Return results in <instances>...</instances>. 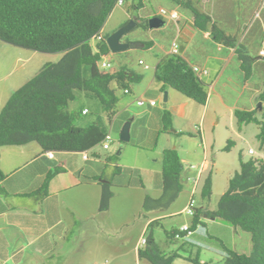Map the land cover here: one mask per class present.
Masks as SVG:
<instances>
[{"label": "crops", "instance_id": "1", "mask_svg": "<svg viewBox=\"0 0 264 264\" xmlns=\"http://www.w3.org/2000/svg\"><path fill=\"white\" fill-rule=\"evenodd\" d=\"M176 3L168 12H177L178 21L173 22L158 13L153 15L168 20L176 30H162L158 34L161 43L149 40L138 48L142 49L143 59H149V63L142 58L137 62L143 69L137 73L142 76L138 84L146 85L145 89L136 90L138 94H135L130 85L129 92L122 93L132 98L122 109L123 115L131 118L129 140L134 143L130 154L148 162L142 167L136 166V171L145 175L144 183L133 180L121 187L117 192L122 200L120 204L113 203V191L109 208L102 212L99 211L102 184L109 182L100 180V177L115 166L105 156L112 149L111 145L108 150L98 146L87 152L43 151L35 142L0 147V170L4 175L0 181V264H150L138 257L147 226L153 220L167 223V220L183 214L189 199L188 195L180 209L170 210V207L166 213L160 209L140 213L143 212L144 199L152 190L155 195L163 194L162 161L155 164L158 160L152 162L151 158L156 155L163 160L166 150L177 148L186 156L188 151L178 141L183 142L190 134L192 124L199 126L197 130L202 139V130L208 134L209 126H218L217 118L223 115L222 112L228 113L231 126L237 123L236 110L255 111V104L261 102L264 84V75L255 76L261 69L259 66H264V53L261 54L264 52V0H176ZM193 11L208 18L206 22L200 21L203 29L196 27ZM216 31L224 33L226 43L214 36ZM174 41L178 44V56L189 67L200 69L197 76L208 95L204 105L192 104L194 101L173 89L163 91L161 83L154 78L155 66L162 57L171 55ZM27 55L15 50L12 61L0 60V71L3 68L0 83L6 81V84H0V110L12 93L22 86L19 84L27 82L22 83L29 73L25 69L27 60L21 61V57ZM247 66L249 72L243 69ZM147 71L150 73L146 74ZM11 76L13 79L9 80ZM165 91L167 98L164 102ZM230 91L235 93L233 102L228 101ZM246 94L249 104L239 105ZM148 95L144 103L146 109L130 111L138 99L144 100ZM151 100L155 102L154 106L149 105ZM161 103L164 109L157 107ZM256 109L262 110L259 106ZM165 114L172 126L170 134L163 131L164 124L167 125L164 123V119L167 120ZM104 121L108 123L106 119ZM161 131L164 140L160 151L156 153L154 149V155L150 156L143 153V148L157 146ZM106 133L110 132L106 130ZM118 150L119 154L123 153V148ZM48 152L53 153L52 158L47 156ZM202 163H207L204 175L211 173L212 162L205 155L200 165ZM183 188L188 191L187 186ZM204 219L215 221L203 216L202 221ZM135 225L140 226V234L131 246L130 227ZM178 227L171 229L177 230ZM187 239H170L181 242L172 252L185 251L188 245L184 240ZM198 254L200 256V252ZM191 257L189 254L187 260ZM199 259L200 263L206 262L201 257Z\"/></svg>", "mask_w": 264, "mask_h": 264}, {"label": "trees", "instance_id": "2", "mask_svg": "<svg viewBox=\"0 0 264 264\" xmlns=\"http://www.w3.org/2000/svg\"><path fill=\"white\" fill-rule=\"evenodd\" d=\"M117 0H0V41L38 53H65L56 63H47L38 73L14 91L0 110V147L37 143L43 151L87 152L98 147L106 134V123L116 115L119 98L117 92H129L132 82L141 75L131 71L99 68L102 58L109 54L106 38L91 46L89 42L101 33L105 22L116 6ZM135 7H141L138 0ZM195 25L203 29L200 21H207L203 14L193 11ZM145 26L148 27L147 22ZM213 28L212 30H214ZM226 43L223 32H213ZM147 45V44H146ZM249 72V67H243ZM131 75V76H129ZM154 78L161 89H173L186 98L204 105L207 92L192 68L178 55L162 57L155 66ZM75 92L95 99L101 108L98 116L86 126L78 125L84 108L61 113V108L75 101ZM260 101L264 102L263 91ZM237 124L261 122L255 111H235ZM105 116L103 118L102 116ZM165 118L168 116L165 114ZM166 120V119H164ZM170 126V123H167ZM264 125L261 138H264ZM228 149V147H226ZM162 160L163 197L175 200L183 190L180 175L184 169L177 152L167 150ZM4 178L0 170V181ZM99 211L109 208L112 191L108 183L102 184ZM38 194V193H37ZM211 194V173L207 175L200 191L201 201ZM161 199L146 197L142 209L145 212L161 208ZM223 222L234 229L250 234L251 252L238 254L223 247L221 264H264V158L241 161L239 171L229 180L214 210L198 207L191 220L190 229L202 223V217ZM159 220L147 226L151 231ZM177 230L167 232L174 239ZM152 232V231H151ZM139 249V259L150 264H173L177 255L165 256L152 235L145 238ZM199 251L189 259L200 263Z\"/></svg>", "mask_w": 264, "mask_h": 264}, {"label": "rangeland", "instance_id": "3", "mask_svg": "<svg viewBox=\"0 0 264 264\" xmlns=\"http://www.w3.org/2000/svg\"><path fill=\"white\" fill-rule=\"evenodd\" d=\"M138 0H129L124 5L113 9L112 13L108 17L105 22L103 29L101 31V35L104 38L109 37L111 34L128 24L131 19H136V26L126 33L122 38L121 42L123 43H148L151 40L153 43L158 41V34L162 30H169L173 32L176 30V26L173 25L168 20H164V26L157 29H150L145 26V23L148 22L149 19L153 17L154 14H159L160 9H164L166 11H170L172 7L177 5L176 0H141V7L136 8ZM159 43L162 40L158 41ZM91 46L95 45V40H91L89 42ZM21 50L24 54H28L27 56H22L21 61H26L27 64L25 69L31 73H27L26 81L33 78L41 67L47 63H56L61 60L65 53H54V54H46V53H37L29 50H24L19 47H14L12 45L3 43L0 41V60H13V51ZM142 49H128L122 52L111 53L105 57L106 61L111 64V70H121V71H133L135 74L140 73L142 71V67L138 65V60L141 56ZM30 54L33 56L29 57ZM146 63H149V59L145 58ZM261 69H258L255 73V76L262 77L264 75V66L260 65ZM106 71H109L107 69ZM3 72V68L0 71V77H2L1 73ZM149 74L150 72H145ZM13 76L9 77V80H12ZM9 82V81H7ZM0 84H6L5 82H1ZM24 85V84H19ZM131 87L135 94H138L136 90L139 92L145 89L144 84H138V82H132ZM166 92V91H165ZM230 98H228L229 102H233L235 98V93L229 92ZM76 99L72 103H69L67 106L61 108V113H65L69 110H78L82 107H85L89 114L86 116H82L78 121V125L86 126L87 123L94 121L98 116H101V108L99 103L95 99H89L84 97L83 93L75 92ZM117 96L119 98L118 104L116 106V115L110 120L106 125V130L110 132L112 137L111 150L105 156L109 159V162L114 163V167L112 171H105V174L100 177L102 181H108L110 184V189L112 192H115V198L113 199V203L120 204L122 203L121 197L117 195V192L124 185H128L133 180H141L143 183L145 181V175L140 174L136 171L138 167H142L143 163H146L143 158H140L138 155L130 154L131 147L133 146L134 140H129L126 143L119 141L120 132L123 129L125 123L131 119L128 116L123 115V108L129 104V100L132 98L123 95L121 92H117ZM150 95L144 98V101H147V98ZM248 96L247 94L242 97L239 101V105L244 106L249 104L247 102ZM145 101V102H146ZM192 104H196L195 102ZM261 102H257L255 104V117L261 122L260 124L256 123H246L240 124L236 123V125L230 126V117L227 112H222L223 115H220L219 124L216 127L208 128V134H205L202 130V139L200 137V133H198L197 124H192L191 129L189 130V135L185 137L182 142L179 140V144L188 151L186 156H183L182 152L177 148L175 150L181 159H185L182 163L184 168L180 175V181L183 186H187L188 191L182 190L175 200H170L169 196L163 194L155 195L154 190L150 192L148 197L152 199H161V211L167 212L168 209L172 207L170 210L180 209L182 205L186 202L188 195L190 196V190L192 187V178L195 177L200 162L202 161L204 155L206 159L212 162V174H211V194L208 200L201 201L199 196V191L196 193L194 198L197 200L198 207H206L207 209L214 210L216 208V204L222 194L227 190L229 180L232 178L235 172L239 171L240 162L248 161V160H260L262 157L264 158V138H261L262 127L264 125V105H261ZM196 106V105H194ZM262 108V110L258 111L256 107ZM164 109L163 103L157 105ZM147 108V104L143 107H138L135 103L130 107V111H140ZM212 118L209 119V121ZM117 121L114 126V122ZM164 123H170L167 120H164ZM112 127V128H111ZM170 128H172L171 124L165 125L164 129L165 134H170ZM131 129V126H130ZM161 131L159 141L155 148H143V153L146 155H154L153 151L158 153L161 149V145L163 142L164 133ZM131 132V130H130ZM264 135V133H263ZM171 136V135H170ZM145 147V146H144ZM228 147V149H226ZM119 148H123V153L117 155V151ZM204 149L206 150L204 154ZM252 149L254 151V155H249L248 150ZM171 150V149H169ZM167 151V150H166ZM140 152V151H138ZM163 159V158H162ZM156 160H158L156 162ZM152 162H156L155 164H161V161L158 156L154 155L151 158ZM148 163V162H147ZM193 166L196 169L192 170ZM110 168L109 165H107ZM157 167V166H156ZM193 171L189 174L190 171ZM189 175V176H187ZM207 173L204 175L201 186L203 183ZM154 189V188H153ZM184 189V188H183ZM152 195V196H151ZM144 214V211L140 212ZM189 223L190 218L184 214L176 215L172 218V220H167L165 223L163 220H160L158 224L153 226V228L148 230L145 234V238L149 235H152L155 243L157 244L159 250L165 255H174L177 254V257L173 261V264H191L187 258L189 254L192 256L195 255L197 251L200 252V257L204 259L206 262L210 264H221V260L224 258V249L226 247L229 250H232L238 254L249 255L251 252V240L250 234L240 230L234 229L230 225H227L220 221H208L203 220L200 225L195 229L194 234L189 237L187 240H184L186 245H188L185 251H175L178 245L181 243L179 241L172 242L167 236V232L170 231L171 227L182 225L181 223ZM178 227V228H179ZM140 234V226L135 225L134 227H130V241L131 246L134 244ZM131 235L133 237H131ZM190 242H192L190 244ZM195 245V246H194ZM172 252V253H171Z\"/></svg>", "mask_w": 264, "mask_h": 264}, {"label": "built area", "instance_id": "4", "mask_svg": "<svg viewBox=\"0 0 264 264\" xmlns=\"http://www.w3.org/2000/svg\"><path fill=\"white\" fill-rule=\"evenodd\" d=\"M127 1H129V0H117L116 1V6L120 7V6L124 5V3H126ZM159 15L160 16H166L170 20H172L173 22H176L179 19V16H178L177 12H175V11L168 12V11H166L164 9H160L159 10ZM102 39H103V37H102V35L100 33L95 37V40L97 42L101 41ZM170 53L171 54H175V55H178V53H179L178 44L175 41L172 42V44H171ZM263 53L264 52L262 51L261 54H263ZM139 64H143V63L139 62ZM100 68L102 70H107V69H111L112 66H111L110 63H108L106 61V59H102V61L100 63ZM145 68L148 69L149 67L145 66ZM192 70H193V72L196 75L200 74V69L199 68L194 67V68H192ZM124 93H127V91H124ZM144 103H145V101L142 100V99H138L137 100V105H139V106L144 105ZM148 103L151 106L155 105V102L153 100L149 101ZM87 113H88V111L86 109H84L82 111V114H87ZM111 143H112V137H111L110 133H106L104 138H103V140L100 143V147L103 150H108L110 145H111ZM248 154L249 155H253L254 154L253 150L249 149L248 150ZM47 156L52 158L53 157V153L52 152H48ZM193 168L196 169L195 166H193ZM206 170H207V163H202L198 167V170H197V173H196L195 177L192 178V187H191V190H190V196H189V199H188V202H187L186 206L182 210V213L184 215H186L187 217H189V218H193L195 213H196L197 200L194 198V196L196 195V193L198 191H199V194H200L199 186H201V182H202V179L204 177L203 175H204V172ZM192 234H193V232L191 231L189 225L184 224V225L180 226V228L178 229V232L175 234V239L187 238V237H190ZM144 245H145V239L143 238L141 240V242H140V246H144Z\"/></svg>", "mask_w": 264, "mask_h": 264}, {"label": "water", "instance_id": "5", "mask_svg": "<svg viewBox=\"0 0 264 264\" xmlns=\"http://www.w3.org/2000/svg\"><path fill=\"white\" fill-rule=\"evenodd\" d=\"M148 28L150 29H157L164 26L165 22L159 17H152L147 22ZM136 26V19H131L128 24L111 34L109 37L106 38V45L111 53L122 52L128 49H138L143 46L141 43H123L121 42V38L132 30ZM167 93L164 92V102L167 98ZM129 128H130V121L125 123L123 129L120 132L119 141L126 143L129 141ZM120 150L117 151V155H119ZM212 220V219H211Z\"/></svg>", "mask_w": 264, "mask_h": 264}, {"label": "clouds", "instance_id": "6", "mask_svg": "<svg viewBox=\"0 0 264 264\" xmlns=\"http://www.w3.org/2000/svg\"><path fill=\"white\" fill-rule=\"evenodd\" d=\"M100 34H101V33H100ZM103 38H104V37H103ZM94 40H95V39H94ZM102 59H105V57L102 58ZM101 61H102V60H101ZM99 68H100V66H99ZM100 69H101V68H100ZM111 69H112V68H111ZM111 69H109V70H111ZM101 70H102V69H101ZM103 71H106V70H103ZM127 93H128V91H127ZM138 106H139V105H138ZM142 106H143V105H142ZM83 110H84V109H83ZM86 110H87V109H86ZM87 111H88V110H87ZM87 114H88V113H87ZM83 115H86V114H83ZM99 146H100V145H99ZM253 152H254V151H253ZM253 155H254V154H253ZM251 156H252V155H251ZM262 159H263V158H262ZM262 159H260V160H262ZM255 160H257V159H255ZM203 176H204V175H203ZM206 177H207V176H206ZM200 191H201V189H200ZM197 208H198V204H197ZM197 208H196V209H197ZM191 219H192V218H191ZM181 226H182V225H181ZM189 227H190V224H189ZM197 227H198V226H197ZM197 227H196V228H197ZM179 228H180V227H179ZM179 228H178V229H179ZM178 229H177L176 233L178 232ZM191 231H192L193 234H194V231H195V230H191ZM176 233H175V234H176ZM193 234H192V235H193ZM181 235H182V234H181ZM192 235H191V236H192ZM191 236H190V237H191ZM187 238H189V237H187ZM187 238H181V239H187ZM144 239H145V238H144ZM174 239H175V237H174ZM176 240H180V239H176ZM145 243H146V242H145ZM140 247H144V246H140Z\"/></svg>", "mask_w": 264, "mask_h": 264}]
</instances>
